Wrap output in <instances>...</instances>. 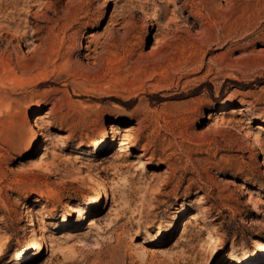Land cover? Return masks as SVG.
<instances>
[{
  "label": "rangeland",
  "instance_id": "rangeland-1",
  "mask_svg": "<svg viewBox=\"0 0 264 264\" xmlns=\"http://www.w3.org/2000/svg\"><path fill=\"white\" fill-rule=\"evenodd\" d=\"M0 264H264V0H0Z\"/></svg>",
  "mask_w": 264,
  "mask_h": 264
},
{
  "label": "bare ground",
  "instance_id": "bare-ground-1",
  "mask_svg": "<svg viewBox=\"0 0 264 264\" xmlns=\"http://www.w3.org/2000/svg\"><path fill=\"white\" fill-rule=\"evenodd\" d=\"M242 12V11H241ZM51 13V10L50 9H47L46 10V12H45V14L46 15H48V14H50ZM238 13H240V10L239 9H235L234 11H233V15H236V14H238ZM52 22H54V20H51ZM51 21H48V23H51ZM62 23V22H61ZM64 28V25L62 24H56L55 26H53V28L51 29V32H50V35H49V38H51V36H54L55 38H58V36H59V34H58V31L60 30H62ZM43 52H45V51H43ZM46 52H48V53H52V55H54V56H57V57H60V55H59V53H56L55 52V48H54V45L52 44L47 50H46ZM46 52H45V54H46ZM49 55V54H48ZM50 56H48V57H45L47 60L48 59H50L49 58ZM138 162V161H137ZM121 180V179H120ZM121 181H123V180H121ZM125 181V180H124ZM126 183V182H125ZM115 184V183H114ZM119 184H121V183H119ZM118 184V185H119ZM123 185V184H122ZM121 185V186H122ZM114 186H116V184L114 185ZM120 186V187H121ZM33 212V211H32ZM41 212V211H40ZM39 212V213H40ZM32 214V213H31ZM39 215V214H38ZM34 217V216H33ZM36 218V217H35ZM41 218V217H40ZM39 218V219H40ZM35 220V219H34ZM33 222V221H32ZM39 229V228H38ZM41 229V228H40ZM37 249H41V245L40 244H38L37 245Z\"/></svg>",
  "mask_w": 264,
  "mask_h": 264
}]
</instances>
